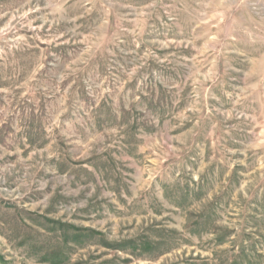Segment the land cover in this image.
Here are the masks:
<instances>
[{
    "label": "rangeland",
    "instance_id": "374dc122",
    "mask_svg": "<svg viewBox=\"0 0 264 264\" xmlns=\"http://www.w3.org/2000/svg\"><path fill=\"white\" fill-rule=\"evenodd\" d=\"M0 264H264V0H0Z\"/></svg>",
    "mask_w": 264,
    "mask_h": 264
}]
</instances>
